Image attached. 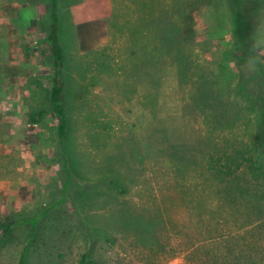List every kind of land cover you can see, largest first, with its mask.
<instances>
[{
	"label": "rangeland",
	"instance_id": "obj_1",
	"mask_svg": "<svg viewBox=\"0 0 264 264\" xmlns=\"http://www.w3.org/2000/svg\"><path fill=\"white\" fill-rule=\"evenodd\" d=\"M59 1L66 155L48 101L49 4L0 0V224L12 223L0 264H78L87 251L97 264H264V180L231 192L234 174L212 176V157L258 156L264 94L248 57L220 58L231 41L225 2L171 7L184 56L135 29L148 0ZM249 23L264 62V17L251 12ZM152 30L161 35L159 23Z\"/></svg>",
	"mask_w": 264,
	"mask_h": 264
},
{
	"label": "trees",
	"instance_id": "obj_2",
	"mask_svg": "<svg viewBox=\"0 0 264 264\" xmlns=\"http://www.w3.org/2000/svg\"><path fill=\"white\" fill-rule=\"evenodd\" d=\"M49 4L48 8V30L46 36V42L49 43L53 68L52 72L49 75L50 87L48 89V101L51 106V110L54 116L58 120L57 124V134L62 141V151L63 154L66 155V142L65 137L67 134V110L63 102V98L65 96L64 92V84H63V64H64V53L62 49V45L60 42V1L59 0H46ZM182 1L186 0H148L141 2L142 9H140L138 21L140 25L135 29H142L146 33L149 32V35L154 36V43L151 44L148 41V44L154 46L156 48L157 41L160 44L164 45V48L171 49L172 51H178L181 54L183 53L179 46L175 45L171 41V36L175 32H177V28H174L173 21L171 19V15L169 11L173 10L177 11L179 8L181 9ZM227 7L228 18L230 23V45L229 47L223 49L220 53V58L222 62H230L235 59V57L239 54H243L244 56L248 57L253 66H254V74L251 78H260L264 80V62L260 59L257 51L251 44L249 38V28L250 23L249 20L251 18V12L259 13L261 16L264 17V0H223ZM158 5V6H157ZM170 6V9H169ZM172 7V8H171ZM169 14V16H168ZM168 17L170 18L169 22ZM153 18L155 22L153 21ZM159 23L160 34H157L155 30L153 31V27H157ZM148 36V34H147ZM165 36V37H164ZM144 37V36H143ZM129 40L132 42L131 37L129 36ZM149 45L147 47H149ZM150 48V47H149ZM151 55L150 53H148ZM148 55V56H149ZM186 56V53H183ZM247 80H243L241 84H239V90L243 91ZM258 105L260 107V111L257 113L256 118V127H257V136H256V143H255V150H258L257 157H251V159H245L244 161H240L235 163V161H229L227 159H223L221 157L211 158L212 164L211 168L213 169L212 176L214 179H217L222 182L228 181L231 175L232 182L234 184L228 183V190L235 191V186L238 184L239 181L246 180V183H249L251 186L256 187L257 184H260L264 180V94L258 97L257 99ZM42 111H39L35 114L31 115V120L37 121L39 117L42 115ZM246 168L245 174L242 177L235 176L237 171L241 167ZM250 175L251 179L248 178L247 175ZM71 182V181H69ZM229 182V181H228ZM106 183L111 186L115 191L118 193H123L124 188L118 184L115 180L109 179ZM78 185L80 188H83L85 183H79ZM245 192L249 189L244 188ZM228 191V192H229ZM242 193V192H241ZM245 194V193H242ZM129 217V216H128ZM125 219H128L125 217ZM123 219V223L126 226H130L136 219H131V221H127ZM238 221L240 219H237ZM237 221V222H238ZM130 222V224H128ZM12 229V223H1L0 224V243H4L7 241V234ZM2 243V244H3ZM254 241L251 242L253 244ZM156 247V254L153 257H156L157 254L163 252L162 247ZM250 252L253 251V245L249 246ZM233 252V251H232ZM254 257H249L248 260H252ZM255 264V259L252 260ZM19 264H26L25 258H21ZM78 264H97L91 254L90 251L83 253L78 261ZM206 264H220L217 259L208 258ZM223 264H233L232 260L225 261Z\"/></svg>",
	"mask_w": 264,
	"mask_h": 264
}]
</instances>
